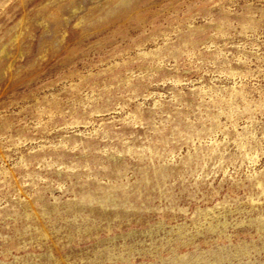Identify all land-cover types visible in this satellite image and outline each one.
<instances>
[{"label": "rangeland", "instance_id": "374dc122", "mask_svg": "<svg viewBox=\"0 0 264 264\" xmlns=\"http://www.w3.org/2000/svg\"><path fill=\"white\" fill-rule=\"evenodd\" d=\"M0 264H264V0H0Z\"/></svg>", "mask_w": 264, "mask_h": 264}]
</instances>
